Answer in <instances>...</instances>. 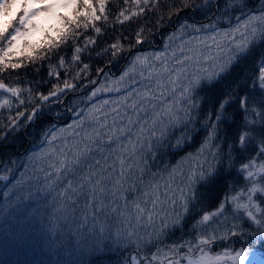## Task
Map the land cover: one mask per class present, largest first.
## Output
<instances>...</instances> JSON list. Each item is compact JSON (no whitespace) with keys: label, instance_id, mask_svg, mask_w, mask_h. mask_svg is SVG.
<instances>
[{"label":"trees","instance_id":"obj_1","mask_svg":"<svg viewBox=\"0 0 264 264\" xmlns=\"http://www.w3.org/2000/svg\"><path fill=\"white\" fill-rule=\"evenodd\" d=\"M140 7L144 8L143 14L134 16L131 20L120 24L117 20L119 12L126 10L125 14L128 15L132 11H138L137 6L133 0H128L127 5L124 0L107 2L105 9L107 20H104L102 16L101 20L96 22V26L103 29L102 35L97 37L90 24L87 29L81 27L76 32L79 35L76 43L82 48L85 37H96V44L90 45L82 51L79 62L71 59L75 38H70L68 43L47 53L44 59L31 60L23 65L18 72L8 69L0 72V79L13 87L20 86L25 90L32 89L31 93H34L38 98L41 93L47 94L54 84L59 83L63 87V81L68 80L76 86L77 92L75 91V93L88 91L86 94L74 96L73 102L87 97L88 88L97 81L103 70H105L104 75L98 86L92 90L93 92L98 91L97 89L100 88V83L106 78L105 76L110 77L112 72L120 74L119 71L131 52L132 54L122 72L128 73L129 80L134 85L141 86L142 81L161 71L165 62L157 59L158 56L160 57V53L170 55L171 58H173L171 54L173 51L178 52L176 56L181 55V46L178 43L181 39H187L194 43L204 41L217 52L220 58L226 59V49L221 45V50L218 53L216 44L209 39L210 37L216 36L217 38L218 33L234 32L235 28L243 25L251 17H257L252 21V25L258 29H264V20L260 19L264 17V0L259 3H255L253 0H209L208 2L201 0H150L149 5L141 4ZM97 14L101 15L98 9ZM204 21L206 22L202 23ZM137 33H140L143 43H136ZM160 40L162 43L159 49L152 48L151 51H145V48L149 46H158ZM116 42L123 45L122 49L113 50L110 47L112 43ZM1 46L0 43V48ZM186 49L187 47L184 48V51ZM113 51H116L115 55H113ZM143 53H149L152 59L147 58L144 62L141 60L136 62L135 59ZM60 55H63L65 59L63 68L59 67L58 64ZM154 59H157L158 62L154 63ZM262 63H264V41L257 39L248 55L234 64L229 73L222 76L214 85L204 86L198 90V94L193 97L197 106L190 109L191 119L179 123V126L176 124L171 126L166 138L156 145L154 151L149 152L145 149L142 157L136 156L130 161L135 167L132 181L125 184V188L129 190L126 195L127 199H121L115 205L117 206L115 216L114 214L104 216L106 217V224L109 227L115 222H120V219L116 221L109 218L119 217L120 212L125 216L133 215L136 217L134 204L140 200V193L143 194L145 187L150 182L158 183L161 190L164 188L165 182L169 181L170 173L173 170H176L177 173L183 168L189 167L194 168L195 171L198 165L204 162H207L205 168L212 166L209 160L214 158L213 153L216 154L215 158L218 157L219 159L218 172L223 177L220 184L208 190L198 182L195 185L197 199L190 203L187 214L181 215L179 203L174 210L168 204L165 208L158 205L159 215L157 219L155 220L156 217H154L153 223L149 224L146 216L141 218L132 241L124 240L122 243L120 236L113 237V239L106 237L99 244L98 249L95 248L96 252L92 257L85 255L83 247L78 246L75 251L79 260L82 261L79 264H94L96 259H99L97 264H122L129 260L131 252H135L134 254L138 261L140 259L141 264H170V262L186 264L181 255L190 256L191 252H199L198 254L201 255L197 248L199 239L201 236L208 235H215L216 239L212 243L200 247L212 257L219 256L220 261L226 263L225 259H229L225 255L226 253L234 254L243 249L248 254L249 260L255 257L258 261L262 258V264H264V229L253 224L242 210L237 211L235 206L231 204V197L242 192L244 195L241 196V201L247 202L248 190L253 183L259 187H264V178L249 181L245 179L246 174L240 171L242 164L248 163L250 160H255L257 165L264 164V153L261 152V148L264 147L261 144V141L264 140V88L260 87L258 79L259 68ZM84 64L88 65L86 70L83 68ZM171 64L176 69L181 67L175 62H171ZM49 65L54 66L60 73L59 80L55 76L49 75ZM202 65L203 71L200 69L202 75L210 73L216 67L212 60L202 63ZM25 82L29 84H25ZM152 90L158 95L156 87H152ZM133 91H135L134 99L136 100L140 90L134 86ZM3 93L6 94V92ZM3 93L0 92V121L4 120L0 123V165L3 166L0 169V174L11 175L12 179H16L19 183L13 185L14 187H4L7 194L13 195L7 199L8 201H15L17 198L24 199L22 206L29 204L36 207L41 206L40 193L32 190L31 180H17L15 177L18 167L20 169L21 166L19 161L24 157L20 153L23 150L28 151L29 154L37 153L42 147L41 141L45 138L48 130L60 127L61 123L56 119L57 117L42 113L35 123L26 125L25 131H17V127L10 131L13 124L11 122L13 110L12 107L3 105L5 100ZM179 93L180 91L171 95L173 105L179 109L180 106L186 104L187 106L184 108L188 109V102L181 100ZM245 96L248 98L247 111L241 109L238 103L239 99ZM225 97L231 101L226 108L227 119L216 122L215 116L218 105ZM36 101L40 102L39 99ZM36 101L34 100L29 106L30 111L32 110L31 106L35 105ZM70 102L66 104L70 106ZM60 106L52 104V108L47 107L45 109L53 111L56 108L53 112H58ZM39 108L43 107L40 106ZM44 123H51L52 127L49 129H47L48 127H37V125ZM213 123H217V133L210 142L212 147L201 154L200 149L208 137L212 135L210 125ZM42 129L44 130L42 131ZM244 131L249 132L250 135L245 146L241 148L238 143V135ZM122 143L126 145L127 139L125 137H122ZM260 145L262 146L260 147ZM112 147H115V144ZM18 157L22 158L19 159ZM222 160L223 163H221ZM139 170H142V173ZM141 174L143 179L137 180L136 176ZM21 183H24L23 186H20ZM225 197L228 199L225 200ZM252 200L251 207L254 214L257 218L264 217V193L257 192L253 195ZM123 203L127 206L124 207ZM220 203H225V212L221 216L215 217L208 225L198 224L204 213L216 211ZM12 205L14 208H11V212L14 216H18L16 220L21 227L20 235L12 240V243L19 250L26 247L34 249V243H36L34 240L40 236V233L50 234L47 225L42 222V217L36 223L37 219L33 215L18 214L15 209V202ZM122 206L125 211L122 210ZM111 208L113 207L108 210ZM148 209L151 210V204L148 205ZM0 211H2L1 203ZM258 212L263 213L259 215ZM164 215H167L168 218L167 226H161L159 217ZM177 217L179 220L174 222ZM8 229L13 228L8 226ZM49 229H55L52 235L55 239L58 237L59 241H63L64 238L67 239L61 228L56 229V224L50 226ZM232 232L236 234L232 235ZM142 234L144 238H142ZM86 244L88 246L89 243ZM189 248L192 249L191 252H189ZM34 261L35 263L38 262L37 260ZM229 263L232 264V261ZM44 264H49L46 256ZM245 264L250 263L246 261Z\"/></svg>","mask_w":264,"mask_h":264},{"label":"snow or ice","instance_id":"obj_2","mask_svg":"<svg viewBox=\"0 0 264 264\" xmlns=\"http://www.w3.org/2000/svg\"><path fill=\"white\" fill-rule=\"evenodd\" d=\"M5 2L6 0H0V14H3L2 18H0V41H6L7 44L6 48H0V72H4L9 68L16 70L22 67L20 61L11 62L8 57L19 48L23 40L29 39L32 41V38L37 34H42L43 39L35 42L32 41L27 46L26 51L29 60H42L47 53L68 43L70 38H75L71 59L72 61L79 62L82 51L90 45L96 44V37H85L82 48L76 43L79 35L73 31V26L76 29L81 27L87 29L90 24L98 37L103 34V29L97 27L96 22L100 21L102 16L104 20L108 18L105 12L108 0H96L101 15L97 14V7L93 0H44V3L47 5L45 8L23 11L20 14L15 13L12 9H8L5 12ZM124 3L127 4L128 0H124ZM133 3L137 6L138 11H132L128 15L125 14L126 10L120 11L117 16L120 24H124L134 16L143 14L144 8L140 6L141 4L144 6L149 5L150 0H133ZM29 5L26 3L24 9H28ZM59 8L65 9L66 14H57L55 10ZM43 13H47V15H43ZM80 17H84L87 22L81 23ZM37 19L38 23L34 24L33 21ZM255 19L257 17H251L243 25L233 30L239 33V41L236 40L234 35L231 40H227L229 33H223L224 39L227 40L224 48L228 55L226 59L220 58L218 54L217 56L209 55L207 59H211L216 65L213 71L206 75L201 74L202 61L206 62V58L204 52L199 47L189 48V55L184 52V48L181 46V55L179 57L176 56L175 52L172 54L175 64L181 67L169 69L167 64H163L161 71L156 73L157 77H159L156 81L158 95L152 89H149L148 91L139 93V100H132L131 103H128V98H125V105L131 109V115L127 111L123 113L126 123L117 125L116 121L120 117V110L113 109L116 116L113 118L112 124H101V127L106 129V131L94 130L91 133L85 134L72 148L61 149L57 154V163L51 165L55 174L52 182H62V190L58 191V196L62 200L60 210L75 213L77 208L80 207V200L82 199L83 211L79 218L81 226L85 230H89V221H91L93 229L96 227L97 213H100L101 218L107 215L105 209L109 207V203L116 205L119 200H126L127 197L124 196V193L128 189L125 188V184L132 181L133 169L135 167L130 161L136 156L142 157L145 149L149 152L154 151L156 145L163 142L166 138L171 126L189 121L191 119L190 109L197 106L194 103L193 97L198 94V90H201L204 86L210 87L214 85L222 76L229 73L234 64L242 57L248 55L257 39L264 41V29H258L252 25V21ZM260 19L264 20V17ZM46 33H51V35H46ZM52 33H55V35H52ZM209 39L216 44L219 53L221 42L216 40V36H212ZM201 42L204 43V41ZM136 43H143L140 33H137ZM110 47L113 50H119L122 49L123 45L116 42L112 43ZM115 54L116 51H113V55ZM136 59L142 60L139 56ZM157 59H160V57L158 56ZM164 59H167V57L165 56ZM186 62L191 63L193 69L191 72H189ZM58 64L61 68L65 66L63 55L58 57ZM48 67L49 75L55 76L59 80L60 73L56 68L52 65ZM83 68L86 70L88 65L84 64ZM36 70L38 71L39 69ZM163 73L168 74L166 80ZM173 73L175 74L173 75ZM258 79L260 87L264 88V63L259 68ZM169 86H171L170 91ZM177 86L181 89L179 93L181 100L188 102V109H177L171 103H164L163 98L165 94L172 95L175 93ZM73 87H75L74 84L68 80H64L63 87L59 83L54 84L47 94H39V100L48 101L52 97L59 96L62 91ZM0 90L11 93L13 97H19L22 91L20 87L7 85L2 79H0ZM28 93L31 97V89H28ZM158 99L160 100L159 104L153 103V101ZM4 103L7 104L9 102L5 100ZM20 103H24V101L20 100ZM230 103L231 101L228 97L220 101L215 116L216 122L227 119L226 108ZM238 103L241 109L247 111L248 98L246 96L241 97ZM35 114V111H33L31 116H35ZM90 116L92 120L99 122L95 114H90ZM81 126H83V121L81 122ZM210 127L212 135L208 137V140L200 149L201 154L206 149L212 147L210 142L215 138L217 133V123L211 124ZM129 134L134 136L135 140L131 139ZM249 135L247 131L238 135V143L241 148L245 146ZM121 137L127 139L126 145L122 143ZM114 144L115 147H112ZM261 144L264 145V140L261 141ZM261 152L264 153V147L261 148ZM113 153H115V156H113ZM215 155L213 153L214 158ZM139 171L142 173V170ZM240 171L246 174L245 179L249 181H254L256 178H264V164L257 165L255 160L243 163ZM176 176V170H173L170 173L169 181L165 182L162 192L158 183H150L145 187L143 196L148 199L139 200L134 204L137 223L145 216L149 224L153 223L154 216L159 215L156 212L157 206L165 203L173 210L177 203H179L181 215L187 214L190 203L197 199L195 185L198 182L204 188L211 190L218 186L223 179L213 166L205 168L203 165H198L197 170H190L187 174L179 173L180 183L173 186ZM48 177H53V172H47L45 179ZM0 179H3V177H0ZM136 179L142 180V174L137 175ZM257 192L264 193V187H259L253 183L252 187L248 190L247 202L241 201V196L244 195L242 192L239 195L231 197V204L235 206L237 211L242 210L253 224L264 229V217L257 218L251 207L253 204L252 197ZM109 197L112 198L110 201L108 200ZM227 199L225 197V200ZM149 204H151V211L147 207ZM142 205L144 206L142 207ZM88 209H91V212ZM111 211L116 212V208H111ZM224 212L225 203H220L216 211L204 213L198 224L202 226L208 225L215 217L221 216ZM167 219V215L160 217L161 226H167ZM178 220L179 217L174 222ZM98 231L104 233L107 229L101 224ZM128 234L132 235L133 233L130 232ZM231 234L235 235L236 233L232 232ZM215 239V235L201 236L197 245L201 255L195 259L189 257L187 264H215L216 261H219V256L212 257L200 247L212 243ZM180 247H183V245H180ZM191 251L192 249L189 248V252ZM225 255L230 258L232 264H245L248 259V254L243 249L236 251L234 254L226 253ZM170 264H178V262H170Z\"/></svg>","mask_w":264,"mask_h":264},{"label":"rangeland","instance_id":"obj_3","mask_svg":"<svg viewBox=\"0 0 264 264\" xmlns=\"http://www.w3.org/2000/svg\"><path fill=\"white\" fill-rule=\"evenodd\" d=\"M113 1L114 0H108V3ZM201 1L208 2L209 0H201ZM14 2L19 3L20 8H24L26 3L30 5H33L34 3H38L39 5L41 4L40 9L45 8L47 6L44 3V0H14ZM93 2L94 4H96V0H93ZM96 7L99 10L98 4H96ZM55 11L57 14H66V10L63 8L56 9ZM14 12L17 14L21 13L19 11V8L16 9ZM43 15H47V13H43ZM2 16L3 14H0V18H2ZM38 19L36 20V22L33 21V23L34 24L38 23ZM80 22L86 23L87 21L85 20L84 17H80ZM73 31L77 32L79 31V29H76L73 26ZM227 33H229L227 40H231L232 36L234 35L236 37V40L239 41L240 39L239 33L236 32H227ZM46 35H51V33H46ZM52 35H55V33H52ZM41 39H43L42 34H37L32 38V41L35 42ZM216 40L221 42V45L223 47L227 43V40L224 39L223 33L218 35ZM0 43L2 44L1 48L7 47L6 41H0ZM178 43L180 46H183V48L187 47V49L184 52L189 55H190V53H188L189 48L199 47V49L204 52V56L206 58V62L202 61V63H207L211 61V59H207L209 55L215 56L217 54V52L213 50L211 47H209L206 44V42L194 43L187 39H181L178 41ZM21 47H23V45H21ZM174 52L176 55L178 54L177 51H173V53ZM220 53L223 56L222 52ZM131 54L132 52L129 53V55ZM149 56H150L149 53H143L139 55V57L142 58L141 62H144V60L150 58ZM165 56L167 57V59H164ZM8 59L11 62L20 61L22 66L26 65L28 62L31 61L27 58V53L21 51L14 52L8 57ZM160 60L165 62V64L168 65L169 69L174 68V66L171 64V62H174V58H171L170 55H166L165 53H160ZM135 61L137 62L140 60L135 59ZM155 62H158L157 59L156 60L154 59V63ZM186 63L188 64L189 71H192L193 69L191 63L190 62H186ZM19 69H16V72H18ZM200 69H202L203 71L202 67ZM8 70H12V69L9 68ZM174 74L175 73H173V75ZM110 75H111L110 77L105 76L106 78L103 79L102 82L100 83L101 86L100 88L97 89L98 91L93 92L91 89L87 94L86 98L82 100L80 98L73 102H72V99L74 98L73 94L75 93V91L77 92L76 86L62 91L57 97H52L48 101H40V102L36 101L39 98L35 96L34 93L30 97L28 93V89L26 90L24 88L22 89L20 86H14V87H20L22 89L19 97H13L11 93L6 92L5 94L3 93L4 92L3 90H0V92H2L3 95L5 96V100L9 102L7 104L3 102V105H8L9 107H12L13 110L12 119H11V122L13 124L10 128V131L15 127H17V131H25L26 125L35 123L37 118H39L42 113H46L49 116H55L59 119L60 122H62L61 127H56L51 129H49V127H52L51 123H44L37 125L38 128L48 127L47 129H49L45 138L41 141L42 147L37 153L34 154L30 153L26 159L27 162L25 160V157L23 158L18 157L19 159L22 158V160L19 161L21 166L20 169L18 167V172L15 177L17 178V180H23V181L29 179L31 180V183L33 185L32 190L34 192L40 193V200L42 199L41 206L36 207L33 206L32 204L22 206L24 204V199H20V198H17L15 201H8L7 197L13 195H11V193L7 194V191L4 187H11L13 185L15 186L19 184L17 183L16 179L4 181L2 185H0V203L2 204V211H0V264H44L45 256H46V260H49V264H79V262L82 261L79 260V258L77 257L78 254L75 251L76 249H78V246L83 247L85 255L92 257V255H94V252H96L95 248L98 249L99 244L102 243V241L105 240L106 237L113 239V237L120 236L122 243L124 242V240L127 242L133 240V237L138 227L137 225L138 223L133 215L125 216L123 213L120 212L119 217H109L111 220H116V221L120 219V222H115L108 227L105 220L106 217L101 218L100 213H97V222L95 229L92 228L91 221H89V225H88L89 230H85V228L81 226V220L79 218L83 211V200L82 199L80 200V207L77 208L75 213L71 211L60 210L62 200L58 196V191L62 190L61 188L62 182H56V183L52 182L55 174H54V170L51 168V165L57 163V154L60 152L61 149L72 148L82 139V137L85 134L91 133L94 130L106 131V129H103L101 127V124H107V125L112 124L113 118L116 116V113L113 111V109L120 110V117L117 118L116 121L117 125L126 123V119L123 118V113L127 111L129 115H131V109L127 108L124 101L126 97L128 98V103H131L132 100H135L134 98L136 94L135 91H133V87L136 86L140 90V93H142L148 91L149 89H152V87H156V81L157 79H159L156 73H154L147 80L142 81L141 86H138V85H134L129 80V76L127 72L126 73L121 72L120 74H115L114 72H112ZM163 76L166 80L168 74L163 73ZM25 84H29V83L25 82ZM170 89L171 86H169V90ZM180 90H181L180 87L177 86L175 93ZM93 93H95V95H93ZM139 99L140 96H137L136 100ZM20 100H23L24 103H20ZM34 100L36 101V104L31 106L32 110L30 111L29 106ZM163 100L165 104L168 103L174 104L171 100V95H168L167 93L165 94ZM67 102H70V106L69 104H66ZM153 103L159 104V100L153 101ZM52 104L55 105L65 104L68 106V109L63 112H53L56 110V108H54L53 111H49L45 109L47 107H50ZM40 106H42L43 108H39ZM186 106L187 105L185 104L184 106H180V107L184 108ZM33 111H35L36 113L35 116H31V113ZM90 114H95L99 122H97L96 120H92ZM1 121L0 123H2ZM82 121H83V126H81ZM4 124L6 125V122ZM13 125L15 126L13 127ZM176 126H179V123L176 124ZM43 130L44 129H42V131ZM129 137L135 140V137L132 136L131 134H129ZM121 141H122V137H121ZM261 146L262 145H260V147ZM209 162L218 171V162H219L218 157L210 159ZM206 163L207 162H204L201 163L200 165H203L205 167ZM221 163H223V160ZM190 170L194 171V168L191 169L189 167H186L180 170L179 172H177L176 180L174 181L173 186H175V184L180 183L179 173L182 172L184 174H187ZM50 171L53 172V177H48L47 179H45L46 173ZM23 184L24 183H21L20 186H23ZM161 190H164V188H162ZM128 192L129 190L124 193L125 197ZM111 199H112L111 197L108 198L109 201ZM146 199L148 198L144 197L143 194L140 193V200H146ZM13 202H15L16 204L15 209L18 212V214L23 216L24 215L27 216L28 214L33 215L35 219H37L36 223L42 217L43 220L42 222L45 225H47L50 234L47 235L46 233L43 232L40 233V236H37L34 240V242H36L34 243V249L30 247H26L23 250H19L12 243V240L16 239V237L20 235V230H21V227L18 225V222L16 220L18 216H14V214L11 212V208L12 209L14 208V205H12ZM166 204L167 203L162 205L163 208L166 207ZM123 206L125 207L124 203ZM123 206H122V210L125 211ZM143 206L144 205H142V207ZM110 207H115L117 210V206L109 203V207L105 209V212H107V215L114 214L115 216V212H112L111 209L108 210ZM88 211L91 212V209H88ZM156 212L159 214L158 208H156ZM261 213L263 212H258L259 215H261ZM157 216H154L156 217L155 220L157 219ZM53 224H56V229L61 228L64 231V233L67 236V239L64 238L63 241H59V237L56 239L55 237H52L53 233L55 232V229L51 230L49 229V227L52 226ZM101 224H103L107 229V231L104 233H100L98 231ZM8 226L9 228L12 227L13 229H8ZM130 232L133 234L129 235L128 233ZM142 238H144L143 234H142ZM86 243H89L90 245L88 244L87 246ZM134 253L135 252H131L129 254L130 255L129 260H127L126 262L124 261L122 264L124 263L141 264L140 259L138 261V258L137 256H135ZM198 253L191 252L190 256L183 254L181 255L183 257L182 260L187 264L188 258L192 257L195 259L200 256ZM34 260H37L38 262L35 263ZM98 260L99 259H96L94 264H97ZM220 260L221 259H219V261H216L215 264L216 263L231 264L229 263L231 261L230 258L225 259L226 263ZM247 262H249L250 264H262V258L257 261L256 258L254 257L250 260L247 259Z\"/></svg>","mask_w":264,"mask_h":264},{"label":"clouds","instance_id":"obj_4","mask_svg":"<svg viewBox=\"0 0 264 264\" xmlns=\"http://www.w3.org/2000/svg\"><path fill=\"white\" fill-rule=\"evenodd\" d=\"M31 7H33V5H29L28 9H24V11H28ZM18 8H20V4L19 3L14 2V0H6L5 7H4V11L5 12H7L8 9H12L13 11H15ZM31 43H32L31 40L25 39V40H23L21 42V44H20L18 49H20L21 52L27 53L26 48ZM21 45H23V47H21Z\"/></svg>","mask_w":264,"mask_h":264},{"label":"bare ground","instance_id":"obj_5","mask_svg":"<svg viewBox=\"0 0 264 264\" xmlns=\"http://www.w3.org/2000/svg\"><path fill=\"white\" fill-rule=\"evenodd\" d=\"M59 126L61 127V124H60ZM19 148H20V147H19ZM20 155H23V156L26 158V157L29 156V153H28V151H24V150H23L22 153H20ZM2 168H3V166L0 165V169H2ZM11 177H12V176L9 175V176H8V179H11Z\"/></svg>","mask_w":264,"mask_h":264}]
</instances>
